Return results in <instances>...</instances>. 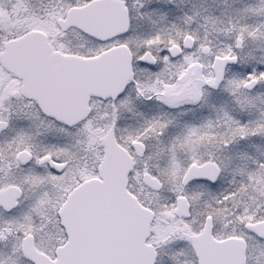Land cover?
I'll use <instances>...</instances> for the list:
<instances>
[{"label": "snow or ice", "instance_id": "6c2138e0", "mask_svg": "<svg viewBox=\"0 0 264 264\" xmlns=\"http://www.w3.org/2000/svg\"><path fill=\"white\" fill-rule=\"evenodd\" d=\"M0 264H264V0H0Z\"/></svg>", "mask_w": 264, "mask_h": 264}]
</instances>
